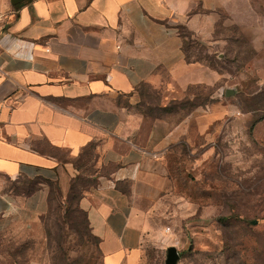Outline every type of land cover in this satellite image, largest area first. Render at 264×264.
<instances>
[{
    "label": "crops",
    "instance_id": "1",
    "mask_svg": "<svg viewBox=\"0 0 264 264\" xmlns=\"http://www.w3.org/2000/svg\"><path fill=\"white\" fill-rule=\"evenodd\" d=\"M221 3L0 0L1 227L48 209V185L22 196L8 182L50 180L67 194L80 176L103 263L159 261L176 235L159 217L175 193L171 153L217 116L215 105L167 107L221 81L186 47L205 50Z\"/></svg>",
    "mask_w": 264,
    "mask_h": 264
},
{
    "label": "rangeland",
    "instance_id": "2",
    "mask_svg": "<svg viewBox=\"0 0 264 264\" xmlns=\"http://www.w3.org/2000/svg\"><path fill=\"white\" fill-rule=\"evenodd\" d=\"M217 13L205 50L190 47L188 57L204 59L221 81L168 108L215 105L217 116L172 153L175 193L159 217L176 234L178 264H264V0H222ZM158 99L151 95L152 107ZM65 202L51 201L35 223L0 226V264H104L77 199Z\"/></svg>",
    "mask_w": 264,
    "mask_h": 264
},
{
    "label": "trees",
    "instance_id": "3",
    "mask_svg": "<svg viewBox=\"0 0 264 264\" xmlns=\"http://www.w3.org/2000/svg\"><path fill=\"white\" fill-rule=\"evenodd\" d=\"M186 47L190 48L191 47V43H187ZM187 57H188V54H187ZM198 60H200V59H198ZM201 60H203L206 63V61L204 59H201ZM207 65H209V64H207ZM171 106L172 105L168 106L167 109L169 107H171ZM183 146H184V143L179 144V146H177L175 149H173V152L178 150V149H180ZM172 153H171V155H172ZM170 158H171V156H170ZM10 182L11 183L8 185V190L12 191L13 194H15V195H22V196H30L33 193H35L37 190H39L43 184L48 185L49 188H50L49 197H48V206L51 203V201L56 200L59 197H62V198L65 197L66 198V202L65 203L68 206L72 205V201L77 199V204H78L77 205L78 207L76 209L77 210V214L79 216L83 215L85 217V219H86V222L89 225L88 215H87L86 211L81 209V207L79 206V202H80L81 198L84 196L85 190L90 186L91 181L86 180L85 178L80 177V176L76 177L72 181L71 186H70V190H69V192L67 194H64L62 192L61 187H60L58 182H54V181H50V180H43V179H40V178H35V179L20 178V179L13 180V181H10ZM53 186H55L56 192H55ZM67 213H69V214L71 213L70 208H68ZM13 263L16 264L17 260L14 259Z\"/></svg>",
    "mask_w": 264,
    "mask_h": 264
},
{
    "label": "water",
    "instance_id": "4",
    "mask_svg": "<svg viewBox=\"0 0 264 264\" xmlns=\"http://www.w3.org/2000/svg\"><path fill=\"white\" fill-rule=\"evenodd\" d=\"M13 4H17L19 2L25 1V0H11ZM227 96H231L233 94V91L227 90L226 92ZM255 224L257 223L256 221H253ZM180 251L175 245H171L167 247L166 249V258H165V263L164 264H178L180 260Z\"/></svg>",
    "mask_w": 264,
    "mask_h": 264
}]
</instances>
